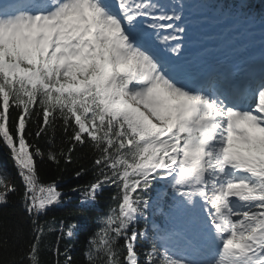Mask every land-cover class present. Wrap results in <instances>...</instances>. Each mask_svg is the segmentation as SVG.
<instances>
[{
  "label": "snow or ice",
  "instance_id": "1",
  "mask_svg": "<svg viewBox=\"0 0 264 264\" xmlns=\"http://www.w3.org/2000/svg\"><path fill=\"white\" fill-rule=\"evenodd\" d=\"M186 7L183 0L0 7V143L35 226L28 251L12 264H43L37 218L64 199L55 182H41L38 159L71 162L78 146L92 150L97 173L82 202H96L106 186L117 190L88 242L87 264H264V74L240 85L183 76L175 61L185 51ZM57 131L67 151L45 153L29 142L50 137L54 147ZM9 179L0 171V206L17 191ZM161 183L171 192L154 202ZM161 202L191 224L182 243L205 258L188 259L173 237L140 228ZM75 228L62 227L61 236L72 238ZM141 239L152 240L143 261ZM61 254L72 264L67 248L57 247Z\"/></svg>",
  "mask_w": 264,
  "mask_h": 264
},
{
  "label": "trees",
  "instance_id": "2",
  "mask_svg": "<svg viewBox=\"0 0 264 264\" xmlns=\"http://www.w3.org/2000/svg\"><path fill=\"white\" fill-rule=\"evenodd\" d=\"M231 2L233 0H224ZM244 13L258 14L264 13V0H246V4L240 6ZM37 126L32 124L31 131L35 133ZM63 141V142H62ZM30 143H38L40 148L47 153L50 147L54 151L64 149L67 151L69 147L67 138L62 132L57 131L55 146L50 142V137H44L36 140L33 136L29 137ZM94 154L90 148L77 147L72 153V161L66 162L61 159L59 164L44 159H38L37 167L40 180L47 185L55 182L58 189L64 194L63 203L59 206L50 208L45 215L38 217L39 225L45 228V234L42 236L41 257L43 264H56L59 259L60 264H64L65 257L60 255L57 257L56 248L59 247L63 253L66 248L72 257V264H87L86 250L88 242L101 227V217H103L110 209L116 205L113 199L116 194L115 186H106L96 202H82V192L87 186L93 183L97 173L94 168ZM82 172L78 177L77 173ZM0 171L10 174L9 185H15L17 191L10 193L8 203L0 206V264H12L15 259L19 261L28 251L30 243L34 239V228L32 223L33 217L29 216L25 211L22 200L23 184L21 178L17 174V169L9 150L0 143ZM3 191V189H0ZM171 189L163 183L155 187V191L151 193L154 202L161 200L165 194L170 193ZM166 198V197H165ZM171 199H168V205L171 207ZM162 211L157 213L156 209L153 214L162 220L165 213L163 202L160 204ZM63 222V225L62 223ZM76 225L75 235L68 238L66 235L61 236V229L67 231V226ZM147 226L142 220L140 228ZM51 229V231H48ZM7 245H4V240ZM123 244V241H121ZM151 243L141 239L139 251L141 253V261L144 259V253L150 250ZM24 264H28L27 260Z\"/></svg>",
  "mask_w": 264,
  "mask_h": 264
},
{
  "label": "rangeland",
  "instance_id": "3",
  "mask_svg": "<svg viewBox=\"0 0 264 264\" xmlns=\"http://www.w3.org/2000/svg\"><path fill=\"white\" fill-rule=\"evenodd\" d=\"M183 2L187 5L188 9H196L197 12L202 13L205 12V10L208 8L209 2L202 1V0H183ZM239 2H242V0H239ZM210 11L217 16L223 17V19H227L229 17H233L235 14H239V12L231 11L230 14L222 13L221 6H211ZM215 15V16H216ZM216 16V17H217ZM171 223V229L169 232H167V235H173V237L176 238H184L185 233L191 234L192 232V226L191 224L184 218H180L170 221ZM184 232V235L182 234Z\"/></svg>",
  "mask_w": 264,
  "mask_h": 264
},
{
  "label": "bare ground",
  "instance_id": "4",
  "mask_svg": "<svg viewBox=\"0 0 264 264\" xmlns=\"http://www.w3.org/2000/svg\"><path fill=\"white\" fill-rule=\"evenodd\" d=\"M212 31V27H208L203 33H210Z\"/></svg>",
  "mask_w": 264,
  "mask_h": 264
}]
</instances>
